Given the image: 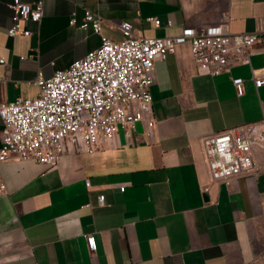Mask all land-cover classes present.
<instances>
[{"label": "crops", "instance_id": "1", "mask_svg": "<svg viewBox=\"0 0 264 264\" xmlns=\"http://www.w3.org/2000/svg\"><path fill=\"white\" fill-rule=\"evenodd\" d=\"M11 1L0 0V102L36 94L39 71L50 75L99 44V33L69 22L85 7L116 40L121 21L142 36L176 35L226 9L231 31L257 39L250 64L229 72H198L188 43L157 59L151 127H119L94 151L64 152L54 165L1 162L0 264H264V151L229 185L211 178L202 153L204 135L264 115V84L252 78L264 73V0H44L42 18L25 24L31 33L10 36Z\"/></svg>", "mask_w": 264, "mask_h": 264}, {"label": "built area", "instance_id": "2", "mask_svg": "<svg viewBox=\"0 0 264 264\" xmlns=\"http://www.w3.org/2000/svg\"><path fill=\"white\" fill-rule=\"evenodd\" d=\"M9 7L8 35H28L31 29L25 24L42 18L44 0H12ZM148 18L159 23L157 17ZM101 20L98 12L87 7L79 20L71 15L70 23L100 34L99 44L50 75L39 71L34 79L36 94H19L0 102V163L33 159L54 165L64 152L94 151L103 141L113 139L119 127L130 133L140 120L151 127L150 84L157 59L188 43L197 71L219 74L236 64H250L257 39L254 32L230 30L228 9L219 21L201 28L186 25L176 35L142 36L133 31L130 22L121 21L118 26L123 37L119 40L101 34ZM0 62H5L3 56ZM252 78L255 87L264 84V73ZM242 82V77L232 78L238 93ZM257 149L264 151V115L202 137L211 178L228 185L234 176L252 170ZM85 182L88 185L87 178ZM4 187L0 174V189ZM97 201L102 205L104 195L99 194ZM86 240L94 250V236L86 233Z\"/></svg>", "mask_w": 264, "mask_h": 264}]
</instances>
